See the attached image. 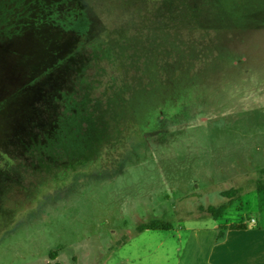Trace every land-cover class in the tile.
Listing matches in <instances>:
<instances>
[{"label":"rangeland","instance_id":"rangeland-1","mask_svg":"<svg viewBox=\"0 0 264 264\" xmlns=\"http://www.w3.org/2000/svg\"><path fill=\"white\" fill-rule=\"evenodd\" d=\"M262 168L264 0H0V264H201Z\"/></svg>","mask_w":264,"mask_h":264},{"label":"crops","instance_id":"crops-1","mask_svg":"<svg viewBox=\"0 0 264 264\" xmlns=\"http://www.w3.org/2000/svg\"><path fill=\"white\" fill-rule=\"evenodd\" d=\"M231 224L234 223L219 225L218 229ZM237 224H244L247 228L223 229L221 239L212 243L201 264H264V227L246 221Z\"/></svg>","mask_w":264,"mask_h":264},{"label":"trees","instance_id":"trees-1","mask_svg":"<svg viewBox=\"0 0 264 264\" xmlns=\"http://www.w3.org/2000/svg\"><path fill=\"white\" fill-rule=\"evenodd\" d=\"M237 20V19H236ZM232 21V31L233 30H241V29H244L245 27L243 26V25H240L237 21ZM186 53H188L187 55H185V58H186V61H188V60H190L191 59V55H189V53H190V51H187ZM144 54H146V52L144 53ZM143 54V55H144ZM149 63H151V57H149V60L146 62V67L144 68V71H143V74H145L149 69L147 68V65L149 64ZM175 64H177V63H175ZM162 65V68L163 69H165V66L163 65V64H161ZM176 66V65H175ZM174 65H169V67L171 68V67H174L176 70L175 71H177V70H179L180 68H179V66H177V68L175 67ZM150 68V67H149ZM182 70V69H181ZM180 71V70H179ZM166 72V71H165ZM188 73V72H187ZM187 73L185 74V76L187 75ZM150 74V73H149ZM182 74H183V72H181L180 71V73H179V75H180V77H179V79L182 77ZM146 75V74H145ZM147 76V82H149L150 81V75H146ZM142 77V76H141ZM161 77H163V76H161ZM144 78H142V80H143ZM164 79H168L171 83H173V82H176L177 80H174L173 78H172V73H167L166 72V74H165V76H164ZM145 80V79H144ZM125 86V85H124ZM122 87V89H123V91H122V95H123V100H124V102L125 103H123V107H121V109H122V113H123V116L124 117H127L128 119H132V116L134 115L135 117H136V120L138 119V118H140V119H144L143 117H141V115L138 113V111L135 109V101H136V97H135V95H134V90H133V94H131V96L130 97H128V96H126L125 94H127V89H126V87ZM150 88V87H149ZM149 88H144L145 90V93H152L151 92V90L152 89H149ZM83 92V91H82ZM116 93V92H115ZM114 93V94H115ZM111 94H113V93H111ZM110 94V95H111ZM107 95H109V93H107ZM82 96V95H81ZM81 98V97H80ZM180 100V99H179ZM75 101V100H74ZM75 102H78V99H77V101H75ZM161 106L162 105H158L157 107H158V112H157V115H159L160 113V110H163L162 108H161ZM78 110L75 106L73 107H70V115H72V113H74L73 111L74 110ZM92 109V108H91ZM91 109H88L89 111H91ZM66 112H68L69 111V107H67L66 108V110H65ZM128 111V112H127ZM92 112V111H91ZM132 112H133V114H132ZM132 115V116H131ZM131 118H130V117ZM95 118H96V114H95ZM145 120V119H144ZM131 121V120H130ZM140 131V130H139ZM141 132H142V130H141ZM39 145V143H34L32 146H31V149L32 150H34L37 146ZM253 183H254V189L256 190V192H257V194H258V198H259V213L261 214V216H263L264 217V168H262V169H260L259 170V175H258V177L257 178H255L254 179V181H253ZM241 191L242 190H240V189H230L229 191H226L225 193H224V195H227V196H229L230 198L231 197H234V196H237L239 193H241ZM226 208V205L224 204V205H220V206H218V207H212V206H209L208 208H206V211L208 212V213H210V214H212L213 216H218L219 214H221L223 211H224V209ZM253 226H257V227H259V226H262V227H264V225H262V224H260L259 222H257V223H255V224H253ZM170 228V226H169V224L168 223H166V222H164V221H161V220H154V221H152V222H149V223H146V224H141L139 227H138V230L139 231H144V230H167V229H169ZM244 228H247V226L246 225H244V224H237V223H234V224H231L230 226H228V227H223V229H244ZM222 229V230H223ZM218 239H221V233H220V235H219V237H218ZM50 258L52 259V260H55L56 258H57V252H52L51 254H50Z\"/></svg>","mask_w":264,"mask_h":264},{"label":"built area","instance_id":"built-area-1","mask_svg":"<svg viewBox=\"0 0 264 264\" xmlns=\"http://www.w3.org/2000/svg\"><path fill=\"white\" fill-rule=\"evenodd\" d=\"M252 221H254V219H252Z\"/></svg>","mask_w":264,"mask_h":264}]
</instances>
